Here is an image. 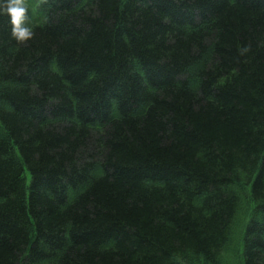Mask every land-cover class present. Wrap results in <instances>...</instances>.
<instances>
[{
    "label": "trees",
    "instance_id": "16d2710c",
    "mask_svg": "<svg viewBox=\"0 0 264 264\" xmlns=\"http://www.w3.org/2000/svg\"><path fill=\"white\" fill-rule=\"evenodd\" d=\"M25 6L26 42L0 13V264H264V0Z\"/></svg>",
    "mask_w": 264,
    "mask_h": 264
},
{
    "label": "clouds",
    "instance_id": "9594fccd",
    "mask_svg": "<svg viewBox=\"0 0 264 264\" xmlns=\"http://www.w3.org/2000/svg\"><path fill=\"white\" fill-rule=\"evenodd\" d=\"M0 13L9 17L11 35L18 42L32 38L33 32L27 23L25 0H0Z\"/></svg>",
    "mask_w": 264,
    "mask_h": 264
},
{
    "label": "rangeland",
    "instance_id": "374dc122",
    "mask_svg": "<svg viewBox=\"0 0 264 264\" xmlns=\"http://www.w3.org/2000/svg\"><path fill=\"white\" fill-rule=\"evenodd\" d=\"M27 177H28V174H26ZM29 178V177H28ZM240 234V233H239ZM240 237L238 235L235 236V238L233 239L231 245L232 247L235 246V248H239V245H240ZM239 251V254H237V252H235V257H233L231 260H230V264H240V257H241V250L238 249ZM231 257V256H230Z\"/></svg>",
    "mask_w": 264,
    "mask_h": 264
}]
</instances>
